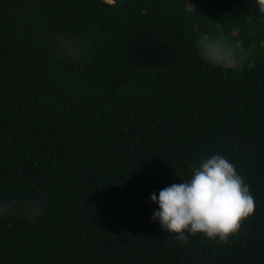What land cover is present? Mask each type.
Listing matches in <instances>:
<instances>
[{
	"label": "trees",
	"instance_id": "1",
	"mask_svg": "<svg viewBox=\"0 0 264 264\" xmlns=\"http://www.w3.org/2000/svg\"><path fill=\"white\" fill-rule=\"evenodd\" d=\"M204 36L234 62H206ZM214 154L255 211L227 242L179 241L150 195ZM0 201L41 209L0 213V264H264L256 0H0Z\"/></svg>",
	"mask_w": 264,
	"mask_h": 264
},
{
	"label": "clouds",
	"instance_id": "2",
	"mask_svg": "<svg viewBox=\"0 0 264 264\" xmlns=\"http://www.w3.org/2000/svg\"><path fill=\"white\" fill-rule=\"evenodd\" d=\"M259 12L264 13V0H256ZM197 46L202 58L213 65L225 66L234 62L232 45L223 37L199 38ZM74 41L57 36L56 51L73 55ZM191 178L163 188L150 200L158 205L151 221L179 241L187 242V234L203 236L212 241L227 242L239 233L242 224L255 211L254 197L249 186L238 174L234 164L220 154L204 158L199 167L191 168ZM22 210L31 217L40 214L37 202L20 204L0 201V213Z\"/></svg>",
	"mask_w": 264,
	"mask_h": 264
}]
</instances>
